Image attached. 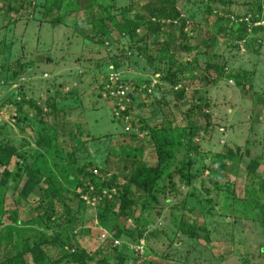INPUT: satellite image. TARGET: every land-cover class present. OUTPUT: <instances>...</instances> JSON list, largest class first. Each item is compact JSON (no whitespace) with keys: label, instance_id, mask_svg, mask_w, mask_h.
I'll list each match as a JSON object with an SVG mask.
<instances>
[{"label":"rangeland","instance_id":"1","mask_svg":"<svg viewBox=\"0 0 264 264\" xmlns=\"http://www.w3.org/2000/svg\"><path fill=\"white\" fill-rule=\"evenodd\" d=\"M0 264H264V0H0Z\"/></svg>","mask_w":264,"mask_h":264},{"label":"trees","instance_id":"2","mask_svg":"<svg viewBox=\"0 0 264 264\" xmlns=\"http://www.w3.org/2000/svg\"><path fill=\"white\" fill-rule=\"evenodd\" d=\"M155 180H156V173L154 169L151 168L147 170H140L135 174L134 185L135 188H137V190H141L143 193H145L151 190Z\"/></svg>","mask_w":264,"mask_h":264},{"label":"built area","instance_id":"3","mask_svg":"<svg viewBox=\"0 0 264 264\" xmlns=\"http://www.w3.org/2000/svg\"><path fill=\"white\" fill-rule=\"evenodd\" d=\"M125 91V89H123V88H120V89H118L117 91H113V93H116V95H118V94H122L123 95V92ZM114 95V94H113Z\"/></svg>","mask_w":264,"mask_h":264}]
</instances>
